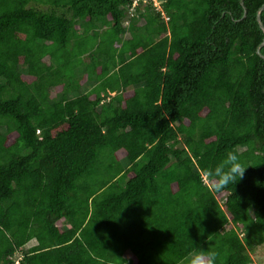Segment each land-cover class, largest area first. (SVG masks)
<instances>
[{
    "label": "trees",
    "instance_id": "1",
    "mask_svg": "<svg viewBox=\"0 0 264 264\" xmlns=\"http://www.w3.org/2000/svg\"><path fill=\"white\" fill-rule=\"evenodd\" d=\"M157 1L0 0V264H254L264 0Z\"/></svg>",
    "mask_w": 264,
    "mask_h": 264
},
{
    "label": "clouds",
    "instance_id": "2",
    "mask_svg": "<svg viewBox=\"0 0 264 264\" xmlns=\"http://www.w3.org/2000/svg\"><path fill=\"white\" fill-rule=\"evenodd\" d=\"M245 170L246 168L241 164L238 154L228 152L225 159L216 165L214 169L208 171L207 175L215 183L216 190H221L229 184H235L241 180ZM214 260L215 254L212 253L209 257L208 264H212ZM192 264H204V262L200 256H197L192 261Z\"/></svg>",
    "mask_w": 264,
    "mask_h": 264
},
{
    "label": "rangeland",
    "instance_id": "3",
    "mask_svg": "<svg viewBox=\"0 0 264 264\" xmlns=\"http://www.w3.org/2000/svg\"><path fill=\"white\" fill-rule=\"evenodd\" d=\"M154 6H156V8L158 10H160L161 9V1L156 2V4ZM164 19H165V21H167V18L166 17H164ZM129 21H130V15H128V17L126 18V20L124 22V26L127 25L129 23ZM124 38L125 39H129L130 36L129 35H126V36H124ZM45 62L47 64H49L50 63L49 58H46L45 59ZM82 76H83V73H80L79 78H81ZM85 82H86V80H85ZM92 85H93V83L88 82V81L86 83H83V86L81 87V93H84L87 90H89ZM55 96H57V94H55ZM36 244H37V242L34 240V241L30 242L28 245H26L25 248H24V250H27V249L35 246ZM249 254L251 255V258L253 259L254 264H264V247H262V246L261 247H257V248L254 249V251H251ZM127 256L130 257L131 254L130 253H127ZM19 259H20V256L18 255L16 257V259H15L16 263H18Z\"/></svg>",
    "mask_w": 264,
    "mask_h": 264
},
{
    "label": "water",
    "instance_id": "4",
    "mask_svg": "<svg viewBox=\"0 0 264 264\" xmlns=\"http://www.w3.org/2000/svg\"><path fill=\"white\" fill-rule=\"evenodd\" d=\"M242 3H243V1H242ZM263 10H264V5L262 6V8H261V9L259 10V12H258V22H259V25H260L261 29H262L263 32H264V24H263L262 21H261V13L263 12ZM263 46H264V42H263V44L261 45V47L258 49V54H259L260 56H262V57H264V56L261 54L260 49H261Z\"/></svg>",
    "mask_w": 264,
    "mask_h": 264
},
{
    "label": "built area",
    "instance_id": "5",
    "mask_svg": "<svg viewBox=\"0 0 264 264\" xmlns=\"http://www.w3.org/2000/svg\"><path fill=\"white\" fill-rule=\"evenodd\" d=\"M139 1H142V2H149V0H139ZM153 2H155L154 3V5L156 4V2H157V0H153ZM134 5H137V2H135V4Z\"/></svg>",
    "mask_w": 264,
    "mask_h": 264
}]
</instances>
